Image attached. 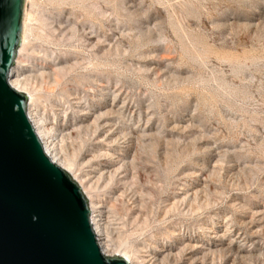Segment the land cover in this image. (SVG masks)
I'll list each match as a JSON object with an SVG mask.
<instances>
[{
  "label": "rangeland",
  "instance_id": "374dc122",
  "mask_svg": "<svg viewBox=\"0 0 264 264\" xmlns=\"http://www.w3.org/2000/svg\"><path fill=\"white\" fill-rule=\"evenodd\" d=\"M26 15L23 91L110 257L264 264V0H26Z\"/></svg>",
  "mask_w": 264,
  "mask_h": 264
},
{
  "label": "water",
  "instance_id": "95a60500",
  "mask_svg": "<svg viewBox=\"0 0 264 264\" xmlns=\"http://www.w3.org/2000/svg\"><path fill=\"white\" fill-rule=\"evenodd\" d=\"M25 3L0 0V264H129L102 253L88 199L46 154L28 96L10 85Z\"/></svg>",
  "mask_w": 264,
  "mask_h": 264
},
{
  "label": "bare ground",
  "instance_id": "6f19581e",
  "mask_svg": "<svg viewBox=\"0 0 264 264\" xmlns=\"http://www.w3.org/2000/svg\"><path fill=\"white\" fill-rule=\"evenodd\" d=\"M26 17L25 16V21H24V32L22 35V42H21V47L18 50V56H17V60L15 61V65L11 71V75L9 78V82L10 85L17 90L20 93L26 94L23 90L25 89V84H24V79L21 78V74H19V68L22 66L20 64V57H21V52L22 49L25 45V34H26ZM23 62V61H22ZM29 104H28V116L43 144L44 150L46 152V154L50 157V159L57 165L59 166L61 169H63L64 171H66L71 178L78 184V186L81 188L82 192L84 193V195L86 196V198L89 201V205H90V212H91V221H92V225L94 228V231L96 233V238H97V242L98 245L102 251V253L107 256L110 257L109 255V245L107 243V241L105 240V238L102 235V229H103V219L101 214H99L98 212V208H96L94 206V203L91 201V199L87 196L83 183L78 181V179L74 176H72V174L70 173V171L68 170L69 168V164L67 162H65V160L62 158L60 152L58 151L56 145L54 144V142H50V130L47 128V126L44 124L42 118H40L36 113H32L30 107L32 104V97L29 95ZM98 213V214H97ZM95 214V215H94ZM97 214V215H96ZM118 257H123L124 259H126L128 261L129 264H133L131 258L127 255V254H123V255H119Z\"/></svg>",
  "mask_w": 264,
  "mask_h": 264
},
{
  "label": "snow or ice",
  "instance_id": "6c2138e0",
  "mask_svg": "<svg viewBox=\"0 0 264 264\" xmlns=\"http://www.w3.org/2000/svg\"><path fill=\"white\" fill-rule=\"evenodd\" d=\"M5 99L2 95H0V112L3 111L4 107H5ZM8 107H11V105H8ZM35 219H38V217H35Z\"/></svg>",
  "mask_w": 264,
  "mask_h": 264
}]
</instances>
